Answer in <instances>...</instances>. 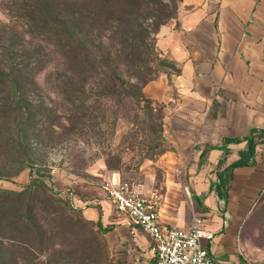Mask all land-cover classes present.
<instances>
[{
    "label": "rangeland",
    "instance_id": "374dc122",
    "mask_svg": "<svg viewBox=\"0 0 264 264\" xmlns=\"http://www.w3.org/2000/svg\"><path fill=\"white\" fill-rule=\"evenodd\" d=\"M155 2L96 6L104 12L137 7L142 15L93 27L79 18L87 51L66 57L59 46L42 50L40 34L29 36L14 10L48 7L58 20L75 23L72 0H0V189L23 192L0 207V264H129L131 238L147 234L108 198L104 186L114 179L143 194L156 192L162 201L195 202L201 133L211 123L205 116L214 109L217 116L219 104L210 96L190 99L193 93L158 66V57L168 55L159 43L163 25L152 15L162 8ZM163 2L174 16L165 24L177 20L181 0ZM69 71L72 78L59 85L57 77ZM66 85L85 89L92 101L72 102L76 95L66 94ZM110 88L118 94L102 96ZM187 100L214 103L203 110ZM33 176L40 186L31 192ZM99 219L114 228L103 231ZM238 236L248 260L264 259V194Z\"/></svg>",
    "mask_w": 264,
    "mask_h": 264
},
{
    "label": "crops",
    "instance_id": "0c3cea01",
    "mask_svg": "<svg viewBox=\"0 0 264 264\" xmlns=\"http://www.w3.org/2000/svg\"><path fill=\"white\" fill-rule=\"evenodd\" d=\"M179 12L177 20L163 25L159 40L168 57L182 68L172 83L193 93L190 99L210 96L219 104V114L214 109L205 116L211 123L202 129L205 143L199 156L207 144L213 148L204 162L198 157L192 188L195 202L188 205L187 199L166 198L161 221L188 228L194 215H200L206 219L205 228L215 233L210 243L215 257L222 262H245L240 223L264 194V0H181ZM185 103L204 110L214 102ZM244 135L260 142L250 162L234 169L227 200L219 194L220 176L247 144H225L223 138ZM205 161L211 163L209 173ZM135 235L131 232L136 243L129 264H144L141 258L156 264L153 240L151 244L147 236Z\"/></svg>",
    "mask_w": 264,
    "mask_h": 264
},
{
    "label": "trees",
    "instance_id": "16d2710c",
    "mask_svg": "<svg viewBox=\"0 0 264 264\" xmlns=\"http://www.w3.org/2000/svg\"><path fill=\"white\" fill-rule=\"evenodd\" d=\"M62 1V0H61ZM145 0H72L74 3L75 9L73 10L74 15L77 16V22L75 23L70 22L67 23L66 21H60L55 17L54 13L51 12L48 7H41V6H32V5H26L25 7H22L19 9H15L14 11L16 14L14 16H20L24 19L25 25L28 27V35H34L35 32H38L40 34V40L45 42V46L42 45V50L46 51L49 49L51 46L58 47L63 54L66 57H69L70 51H78V53H83L87 51V48L85 47V42L81 41V35L83 33L82 29H79L78 26V19L81 17H86L87 21H89L92 24V27L97 24L98 22H109V21H136L141 15L142 12L137 8V7H131L129 9H123L121 12L119 9H114L115 11H107L104 12L98 11L96 9V6L98 5H116V4H122L126 3L128 5L134 6L137 2H142ZM147 1V0H146ZM156 4H160L162 8L160 9V12L158 14H152L153 17H155L156 21L155 24L157 26H162L164 25L168 19L174 17L173 13L170 9L169 4L166 2H163V0H155ZM86 13V14H85ZM74 21V20H73ZM80 24V23H79ZM81 25V24H80ZM160 28V27H159ZM76 36L79 38L78 40H71L72 36ZM45 37V38H44ZM54 37H58L61 40L57 38V41L54 40ZM88 41V40H86ZM142 42V41H140ZM84 44V46L82 45ZM92 44V43H91ZM143 44V42H142ZM68 47L69 49L67 51H63L61 48L62 47ZM43 54V56H46L47 53ZM158 66L160 68L166 69L165 72L169 75V81L172 83L173 82V77L174 76H179L182 74V68L180 65L173 60L172 58L165 56V57H158ZM90 62V61H88ZM66 64V63H65ZM69 73H73V71H69ZM72 78L71 76H68L67 74H61L57 77V82L59 85L61 83H65L66 80H70ZM155 78L149 79L146 83L149 81L154 80ZM145 83V84H146ZM66 94L71 93L73 95H76L73 99L72 102H90L91 100H88L85 96L86 90L81 89V87L73 88L71 85H66ZM62 93L65 94V91H62ZM115 94H118L116 90H113V88H110L106 93H103L102 96L109 98V97H114ZM128 95V94H127ZM137 100H139V96H135ZM69 102L71 100H68ZM256 129H253L252 131H255ZM246 141V148L242 149L239 154V158H237L235 161H233L225 170V175L222 174L220 176V183L218 185L219 188V194L221 197L226 198L227 200L230 199L229 195V190H230V183L233 177V171L237 166H243L247 165L250 160L252 154L255 152L256 145L260 142L259 140H254L250 138L249 135H244V136H227L223 138V143L228 144V143H241ZM264 141V140H262ZM213 148V145L207 144L203 151L201 152L199 158L201 163L204 162L206 158H208V152ZM229 153V150L226 151ZM40 185L37 184L36 178L31 179L29 185L27 186L31 192L34 191L35 187L39 188ZM44 186V185H43ZM42 187V186H41ZM42 189V188H41ZM23 192H13L10 190H3L0 189V207L3 206L9 198H14L17 196L22 195ZM43 194L46 197H51L49 192L43 188ZM34 200H36L34 198ZM196 200H198L196 198ZM136 224V223H135ZM98 225L100 229L103 231L107 232L110 231L114 228V226L110 227H105L102 223V219H99ZM141 227V226H140ZM156 259V258H155ZM153 259V261H155Z\"/></svg>",
    "mask_w": 264,
    "mask_h": 264
},
{
    "label": "built area",
    "instance_id": "2783aa9c",
    "mask_svg": "<svg viewBox=\"0 0 264 264\" xmlns=\"http://www.w3.org/2000/svg\"><path fill=\"white\" fill-rule=\"evenodd\" d=\"M104 187L113 205L150 235L156 264H264V259L237 263L219 261L210 249L215 233L205 228L206 219L200 215H194L188 228L163 224L162 198L156 192L143 194L128 182L117 179Z\"/></svg>",
    "mask_w": 264,
    "mask_h": 264
}]
</instances>
